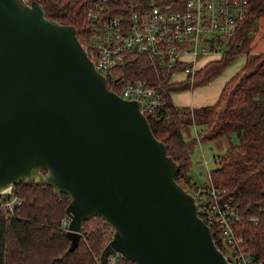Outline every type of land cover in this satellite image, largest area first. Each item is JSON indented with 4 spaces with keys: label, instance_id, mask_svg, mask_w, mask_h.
I'll return each mask as SVG.
<instances>
[{
    "label": "water",
    "instance_id": "obj_1",
    "mask_svg": "<svg viewBox=\"0 0 264 264\" xmlns=\"http://www.w3.org/2000/svg\"><path fill=\"white\" fill-rule=\"evenodd\" d=\"M179 169L141 103L107 87L73 25L37 0H0V193L33 181L66 194L70 250L100 217L107 247L134 264H231L176 183Z\"/></svg>",
    "mask_w": 264,
    "mask_h": 264
},
{
    "label": "trees",
    "instance_id": "obj_2",
    "mask_svg": "<svg viewBox=\"0 0 264 264\" xmlns=\"http://www.w3.org/2000/svg\"><path fill=\"white\" fill-rule=\"evenodd\" d=\"M46 17L60 24L73 25L77 38L86 46L89 28L85 21L89 0H37ZM184 0H107L112 15L127 12L129 5L142 10L152 3L176 8ZM247 13L232 37L220 40L223 56L209 61L182 81L169 82L166 70L145 55H128L113 69L120 78L117 92L125 80L141 78L159 94L158 108L144 115L154 136L162 141L166 153L179 163L175 181L196 198L198 207L209 199L206 186L198 185L189 174L191 156L197 143L225 138L227 148L213 157L212 184L234 206L237 219L231 223L233 236L240 239L239 250L255 264H264V51L250 53V34L254 21L264 17V0H247ZM245 61L222 86L217 100L199 108L177 107L171 92L206 86L222 74L240 55ZM156 110L158 112H156ZM196 127L195 136L186 130ZM21 203L0 211V264H97L96 259L111 239L112 230L100 217L82 223L77 246L70 250L71 238L63 225L69 197L55 194L52 187L22 181L11 188L8 197ZM4 199L0 196V202ZM216 246L226 255L219 233L211 226ZM120 264H134L124 257Z\"/></svg>",
    "mask_w": 264,
    "mask_h": 264
},
{
    "label": "built area",
    "instance_id": "obj_3",
    "mask_svg": "<svg viewBox=\"0 0 264 264\" xmlns=\"http://www.w3.org/2000/svg\"><path fill=\"white\" fill-rule=\"evenodd\" d=\"M246 5L247 0H184L176 8L152 3L135 10L130 4L126 13L112 15L107 0H89L85 16L89 36L86 46L82 47L112 91V83H118L113 69L122 65L128 55L154 59L172 71L169 82H173L177 74L193 75L204 58L223 56L220 40L235 35L246 16ZM116 93L123 99L140 102L143 113L152 112L160 105L159 94L141 78L125 80ZM208 179V184L200 185L206 186L209 199L204 198L198 207L199 217L221 236L229 263L255 264L239 250L237 243L241 240L233 236L231 223L237 219L234 206L214 188L209 173ZM8 194L11 188L0 193L4 199L0 202V211L4 213L13 211L21 203L16 196L8 197ZM68 224L69 217L63 222L67 232ZM107 245L98 255L97 264H120L123 256Z\"/></svg>",
    "mask_w": 264,
    "mask_h": 264
},
{
    "label": "rangeland",
    "instance_id": "obj_4",
    "mask_svg": "<svg viewBox=\"0 0 264 264\" xmlns=\"http://www.w3.org/2000/svg\"><path fill=\"white\" fill-rule=\"evenodd\" d=\"M154 3H160L162 0H152ZM251 37V46L249 49L250 53L264 51V17L259 18L254 21V29L250 34ZM244 54H240L234 62H232L226 70L215 79L212 84H208L207 86H198L194 87L193 92L190 93L191 89L182 90L180 94L173 95V100L175 103L179 105L180 101H187L190 104L191 98L193 99V104H198L199 100L204 99V91H211L214 85H218V83H222V80H225L228 76H232L244 63ZM208 59L203 61V64L207 62ZM232 74V75H231ZM184 75L177 74L173 78L174 79H181ZM229 78V77H228ZM225 82V81H224ZM224 84V83H223ZM223 86V85H222ZM219 87V86H218ZM217 87V88H218ZM222 88V87H221ZM217 90V91H216ZM219 89H215V93L218 92ZM206 100V99H204ZM206 104V103H203ZM193 105V107H194ZM200 106V105H199ZM199 106H195L196 109ZM192 107V108H193ZM195 128V129H194ZM196 127L190 128V130H186L185 135L188 136H195L197 134ZM227 148V141L225 138H219L217 140L209 141L206 143H197L194 147L192 156H191V167L189 170V174L192 176L193 180L198 184L201 185L203 183L208 184V173L210 174L211 170L215 167L213 157H216L218 154H221ZM205 160L207 161L205 163Z\"/></svg>",
    "mask_w": 264,
    "mask_h": 264
},
{
    "label": "crops",
    "instance_id": "obj_5",
    "mask_svg": "<svg viewBox=\"0 0 264 264\" xmlns=\"http://www.w3.org/2000/svg\"><path fill=\"white\" fill-rule=\"evenodd\" d=\"M255 53H257V52H255ZM205 59H208L207 60V62H209V61H213V60H217V59H220L219 57H207V58H204L203 59V61L205 60ZM202 61V62H203ZM244 61H245V57H244ZM206 62V63H207ZM206 63H204V64H206ZM203 63H202V66L204 65ZM244 64V63H243ZM201 66V67H202ZM241 68V67H240ZM239 68V69H240ZM238 69V70H239ZM181 75H183V74H181ZM221 75V74H220ZM219 75V76H220ZM232 75V74H231ZM218 76V77H219ZM229 78L231 77V76H228ZM226 78L225 80H222V83L220 82V83H218V85L216 84V85H214V87H212V89H211V91H207V92H203L204 93V99H206V100H199L197 103L198 104H196L195 103V105L193 104V99L191 98V100H189L190 101V104L185 100V101H180L179 102V105L180 106H178L176 103H175V100H173V95H175V94H180V93H182L181 91H175V92H171V94H170V97H171V99H172V101H173V103L177 106V107H179V108H183V107H189V108H192L193 107V105H194V107L195 106H199V107H202V106H208V105H212L216 100H217V98H218V95H219V93H220V90H221V87H222V85H223V83H225L229 78ZM186 78V75L184 74V76H183V78H181V79H173V81H176V82H179V81H182V80H184ZM217 79V78H216ZM215 80V79H214ZM213 80V81H214ZM212 81V82H213ZM225 81V82H224ZM212 82L210 83V84H212ZM209 84V85H210ZM207 86V85H206ZM219 86V87H218ZM204 87V86H203ZM218 87V88H217ZM215 89H219L218 90V92L217 93H215L216 91H215ZM193 92V89H191L190 90V93H192ZM203 103H206V104H203ZM193 107V108H194ZM199 107H197V108H199ZM195 129V128H194Z\"/></svg>",
    "mask_w": 264,
    "mask_h": 264
}]
</instances>
